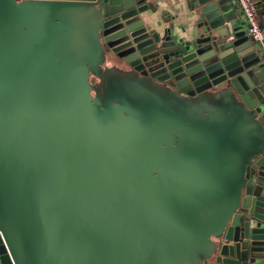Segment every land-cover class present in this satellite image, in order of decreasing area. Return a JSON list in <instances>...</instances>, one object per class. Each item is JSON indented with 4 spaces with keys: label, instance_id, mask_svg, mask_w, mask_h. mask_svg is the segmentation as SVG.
I'll use <instances>...</instances> for the list:
<instances>
[{
    "label": "water",
    "instance_id": "obj_1",
    "mask_svg": "<svg viewBox=\"0 0 264 264\" xmlns=\"http://www.w3.org/2000/svg\"><path fill=\"white\" fill-rule=\"evenodd\" d=\"M186 4L0 0V264H264L263 57Z\"/></svg>",
    "mask_w": 264,
    "mask_h": 264
},
{
    "label": "crops",
    "instance_id": "obj_2",
    "mask_svg": "<svg viewBox=\"0 0 264 264\" xmlns=\"http://www.w3.org/2000/svg\"><path fill=\"white\" fill-rule=\"evenodd\" d=\"M153 2L156 6V13L153 15L157 16L161 23L163 22L162 20L163 13H166L170 17V22L162 23V26L168 27L169 24L173 22L175 24L176 31L178 25H183L184 23H186L185 28H192L191 23L187 22L190 21V18L188 16V8H187L186 0H153ZM255 2L258 4V0H255ZM261 15L262 12H259V16ZM234 20L239 21L238 27L240 29L247 30L246 22L244 20L241 11H240V16L236 17ZM260 23L261 26L264 27V21L262 20V18L260 19Z\"/></svg>",
    "mask_w": 264,
    "mask_h": 264
},
{
    "label": "built area",
    "instance_id": "obj_3",
    "mask_svg": "<svg viewBox=\"0 0 264 264\" xmlns=\"http://www.w3.org/2000/svg\"><path fill=\"white\" fill-rule=\"evenodd\" d=\"M236 2L246 22L247 35L252 43L260 49L264 62V27L260 23L261 18L264 21V12L259 16L254 0H236Z\"/></svg>",
    "mask_w": 264,
    "mask_h": 264
},
{
    "label": "trees",
    "instance_id": "obj_4",
    "mask_svg": "<svg viewBox=\"0 0 264 264\" xmlns=\"http://www.w3.org/2000/svg\"><path fill=\"white\" fill-rule=\"evenodd\" d=\"M255 1V0H254ZM258 11L264 12V0H258V4L256 3Z\"/></svg>",
    "mask_w": 264,
    "mask_h": 264
}]
</instances>
